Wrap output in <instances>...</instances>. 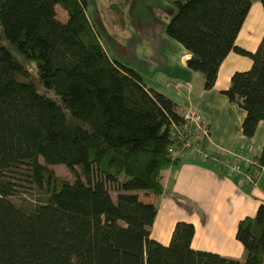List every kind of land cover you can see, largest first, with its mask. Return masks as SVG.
Wrapping results in <instances>:
<instances>
[{"label": "trees", "instance_id": "16d2710c", "mask_svg": "<svg viewBox=\"0 0 264 264\" xmlns=\"http://www.w3.org/2000/svg\"><path fill=\"white\" fill-rule=\"evenodd\" d=\"M166 1L176 10L166 35L191 55L187 67L206 91L231 52L253 61L223 94L246 112L242 132L254 137L264 122V37L255 53L236 45L251 0ZM87 7L0 0V264H264V204L238 224L239 261L194 250L187 222L164 246L151 238L156 204L114 200L112 192L164 193V173L188 156L170 152L181 151L171 132L185 120L169 96L109 57ZM254 163L264 169V147ZM26 187L43 198L13 202Z\"/></svg>", "mask_w": 264, "mask_h": 264}, {"label": "crops", "instance_id": "0c3cea01", "mask_svg": "<svg viewBox=\"0 0 264 264\" xmlns=\"http://www.w3.org/2000/svg\"><path fill=\"white\" fill-rule=\"evenodd\" d=\"M251 3L236 45L255 53L264 37V5L262 0H251ZM180 49L181 59L172 57L170 62L171 76L175 81H168L165 86L155 84L156 88L145 82L146 85L175 101L179 114L193 102L197 107L193 110L203 113L209 120L208 150L211 153L244 151L254 159L264 147V122L258 125L254 137H245L242 125L246 112L223 94L231 86L233 75L250 70L253 61L231 52L220 67L215 87L206 91L202 74L187 67L191 55L182 46ZM179 82L191 84L190 92L172 86ZM194 82L198 83L196 92ZM163 183L165 191L158 197L145 196L141 192H112V196L116 201L156 204L158 214L151 238L164 246L170 244L176 224L187 222L195 227L194 250L239 261L245 259L244 246L237 239L238 224L246 217H254L259 206L264 204V169L251 185L225 176L213 163L194 161L188 155L178 167L166 170Z\"/></svg>", "mask_w": 264, "mask_h": 264}, {"label": "rangeland", "instance_id": "374dc122", "mask_svg": "<svg viewBox=\"0 0 264 264\" xmlns=\"http://www.w3.org/2000/svg\"><path fill=\"white\" fill-rule=\"evenodd\" d=\"M175 12L166 0H88L87 7V15L109 57L137 69L147 85L155 88V84L165 86L168 81H175L171 76V58L182 57L181 45L166 35V27ZM57 13L60 21L67 20L62 9L58 8ZM193 88L196 92L197 82ZM189 105L197 108L193 102ZM49 169L64 180L74 181L72 173L64 166ZM21 190L11 198L18 205L29 206L43 198L42 192L35 188Z\"/></svg>", "mask_w": 264, "mask_h": 264}, {"label": "built area", "instance_id": "2783aa9c", "mask_svg": "<svg viewBox=\"0 0 264 264\" xmlns=\"http://www.w3.org/2000/svg\"><path fill=\"white\" fill-rule=\"evenodd\" d=\"M176 89L191 90L190 84H172ZM185 123L182 126H174L171 132L175 140H180L179 150L171 149L172 154L187 153L194 161L213 163L221 173L230 178H238L241 181L254 185L255 179L261 171L254 159L244 151L230 153L218 150L211 153L204 149V142L209 140L210 123L203 113H197L191 106L182 112Z\"/></svg>", "mask_w": 264, "mask_h": 264}]
</instances>
